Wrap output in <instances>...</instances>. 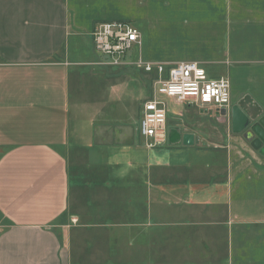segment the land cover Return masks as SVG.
<instances>
[{
    "label": "crops",
    "instance_id": "crops-1",
    "mask_svg": "<svg viewBox=\"0 0 264 264\" xmlns=\"http://www.w3.org/2000/svg\"><path fill=\"white\" fill-rule=\"evenodd\" d=\"M152 2L183 53L219 55L231 35L264 41V0H235L227 12L228 0H142L144 9ZM86 4L97 10L83 15ZM108 19V0H0V264H85L92 257L74 240L90 229L105 234L106 264H264V114L243 108L247 92L236 118L232 94L227 117L215 111V144L170 118L154 149L100 118L72 131L71 94L85 87L83 68L105 67L88 52ZM156 53L139 57L206 63ZM82 153L91 161L78 177L69 160Z\"/></svg>",
    "mask_w": 264,
    "mask_h": 264
},
{
    "label": "rangeland",
    "instance_id": "rangeland-1",
    "mask_svg": "<svg viewBox=\"0 0 264 264\" xmlns=\"http://www.w3.org/2000/svg\"><path fill=\"white\" fill-rule=\"evenodd\" d=\"M233 2L235 0H228L226 12ZM242 2L244 7L250 6L254 8L257 0H242ZM95 10H97L96 6L90 7V4H86L81 8L83 15L85 13L93 14ZM104 11L105 9L102 10V12ZM144 14L145 18L140 19ZM246 15L247 13L244 11L238 15L233 13L232 16L243 18ZM167 17H169L167 11L162 8L161 4H156L155 2H152L151 6L147 4L144 9L142 0H108V18H111L108 20L129 21L138 29L141 35L143 34L142 47H135L133 51L135 59L141 56L146 61L156 60L148 54L155 51H157V55L159 53H162L164 56L170 54L174 59H185L190 56H195V59L197 57L199 59L202 58L206 61L202 67L210 77H228L230 80L233 102H237V105L232 104V108L238 107V96L240 97L242 93L247 92V98L245 100L241 99L244 100L242 102L243 108L256 118L261 112L264 114V47H260V45L264 46V41L249 40L248 42L241 41L240 43V41H236L235 36L231 35L229 40L225 38V49L219 50L218 52L221 51L219 55H209L210 52L208 54H201L198 51L190 50H185L183 53V46L177 36L164 37V29L176 27L175 24L164 22L165 19L167 20ZM83 21H85V18H83ZM247 35L250 37L253 34L249 32ZM155 36L157 39L154 40L153 37ZM258 36L256 34V37ZM257 43L259 44L258 46H256ZM226 45L229 50L228 56L225 55L227 51ZM248 49L252 50V53H248ZM262 55L263 57L260 58ZM88 56L95 61L99 60V56L95 50L92 54L88 52ZM256 59H262V62H255ZM243 60L247 62H243ZM82 73L86 81L85 87L77 89V92L74 90V93L72 92L71 94L73 98L71 114L72 131L74 123L83 124V122L86 123L90 119L100 118L108 124H122L123 127L125 126L129 129L131 135L135 134L137 137L139 107L142 101L151 95L150 82L154 80V73H148L143 67H135L132 64L109 68L89 66L83 68ZM165 100L168 103V116L170 120L175 119L177 122L182 123L180 129L201 133L205 140L210 143L215 144L219 141V138L215 135L217 131L214 128L208 127L211 119L216 114L213 106L202 108L200 106L188 105L185 102L178 103L172 98H165ZM229 109L230 107L227 110L230 111ZM215 125L219 127L217 123ZM168 133H172L170 129ZM258 142L259 140L256 141V143ZM89 160L90 158L87 153L85 155L81 154L80 161H75L70 157V169L74 170V172H79L82 170L83 164L85 162L88 163ZM78 172L77 176L79 177ZM77 204L78 199L73 197L72 209L74 208V211L77 210L75 207ZM72 223L76 224L77 222L73 221ZM78 234L81 235L76 238L78 242H76V239L74 240V245H77L76 248H79L84 256L92 257L90 258V262L86 261L85 264H106L107 247L105 234L92 229L85 232L78 231ZM61 235L64 239V233H61ZM98 239L103 240L95 242ZM88 241H91L93 244L91 250L86 247Z\"/></svg>",
    "mask_w": 264,
    "mask_h": 264
},
{
    "label": "built area",
    "instance_id": "built-area-1",
    "mask_svg": "<svg viewBox=\"0 0 264 264\" xmlns=\"http://www.w3.org/2000/svg\"><path fill=\"white\" fill-rule=\"evenodd\" d=\"M92 40L95 51L102 57L100 64L105 67L132 64L154 73L151 95L142 101L137 123L138 137L150 149L163 147L167 142L169 116L165 98L202 108L213 106L217 113L231 107L230 80L210 77L199 63L165 64L145 62L140 57L135 59L133 51L142 45V35L129 21L98 23Z\"/></svg>",
    "mask_w": 264,
    "mask_h": 264
},
{
    "label": "water",
    "instance_id": "water-1",
    "mask_svg": "<svg viewBox=\"0 0 264 264\" xmlns=\"http://www.w3.org/2000/svg\"><path fill=\"white\" fill-rule=\"evenodd\" d=\"M230 111H231V110H230ZM231 112H232L234 118H236V114H238V113H237V108H236V107L233 108ZM219 114H220L221 117L226 118L227 115H228V110H227V109H222L221 112H220ZM263 121H264V120H263ZM263 121H262V123H263ZM185 138L188 139V138H190V137H185ZM258 144H259V143H257V145H258Z\"/></svg>",
    "mask_w": 264,
    "mask_h": 264
}]
</instances>
